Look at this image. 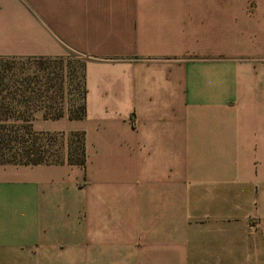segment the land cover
Listing matches in <instances>:
<instances>
[{"label":"crops","instance_id":"obj_1","mask_svg":"<svg viewBox=\"0 0 264 264\" xmlns=\"http://www.w3.org/2000/svg\"><path fill=\"white\" fill-rule=\"evenodd\" d=\"M68 53L86 117L35 131L97 170L0 166V264H264V0H0V59ZM58 168L88 178L74 219Z\"/></svg>","mask_w":264,"mask_h":264},{"label":"trees","instance_id":"obj_2","mask_svg":"<svg viewBox=\"0 0 264 264\" xmlns=\"http://www.w3.org/2000/svg\"><path fill=\"white\" fill-rule=\"evenodd\" d=\"M12 60L15 59H0V166H58L65 163L85 168L87 151L83 134L75 135L76 141L65 142L68 154L63 163L60 157L50 153L57 135L35 132L32 125L38 113L45 121L63 118L83 120L87 114L85 78L82 102L78 105H58L51 96L55 87L49 67L44 66V60L49 59H37L43 66L42 77L25 76L23 72L17 76L13 73ZM64 92L62 79L56 94L63 96ZM40 140L41 150L38 148Z\"/></svg>","mask_w":264,"mask_h":264},{"label":"rangeland","instance_id":"obj_3","mask_svg":"<svg viewBox=\"0 0 264 264\" xmlns=\"http://www.w3.org/2000/svg\"><path fill=\"white\" fill-rule=\"evenodd\" d=\"M39 60H26V59H15L14 61H10V63L14 66V74L17 76L20 73H24L25 76H40L42 77V69L43 66L40 64ZM46 65L49 67V72L51 73V78L53 79L54 90L51 93V96L54 97V102L58 105L65 104L69 105H78L83 100V89H84V64L85 59L74 54L68 53L66 56L58 58V59H49L44 60ZM64 79L65 83V94L62 96L61 94H56L59 85ZM38 87V86H37ZM56 100V101H55ZM41 116L40 113L34 116L32 125L35 131V122L37 117ZM37 132V131H35ZM40 133V132H38ZM57 135L55 140V146L50 147V153L54 154L56 157H60L61 160L65 161L68 149L65 145V142L68 140L76 141L75 135L82 134L81 132H72L69 134H60L54 133ZM74 136V137H73ZM41 143L39 141L38 148L41 150ZM94 152V155H99V149H91ZM97 152V153H96ZM65 165L61 164L60 166ZM88 169H91V172L96 171V162L95 159H92L91 165L87 164ZM78 173H82L83 169L77 168ZM49 176V178L59 179L58 184V195L55 196V209L58 210L61 214L65 216H69L71 219H74L75 215L84 209L85 206V198L87 190L88 178L77 176L76 185L72 181L73 175L68 173L66 169L58 168L49 170V172H45V177ZM86 186V187H85ZM86 188V189H85ZM50 209L52 207H49ZM54 209V207H53ZM146 211V210H145ZM77 227L74 236V241L78 243L84 242L83 239V217L77 218Z\"/></svg>","mask_w":264,"mask_h":264}]
</instances>
